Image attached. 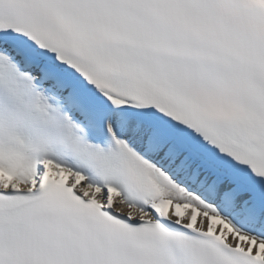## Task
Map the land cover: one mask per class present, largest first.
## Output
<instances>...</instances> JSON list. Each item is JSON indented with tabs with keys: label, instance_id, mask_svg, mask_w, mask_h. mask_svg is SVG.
Listing matches in <instances>:
<instances>
[{
	"label": "snow or ice",
	"instance_id": "snow-or-ice-1",
	"mask_svg": "<svg viewBox=\"0 0 264 264\" xmlns=\"http://www.w3.org/2000/svg\"><path fill=\"white\" fill-rule=\"evenodd\" d=\"M0 264H264V0H0Z\"/></svg>",
	"mask_w": 264,
	"mask_h": 264
}]
</instances>
